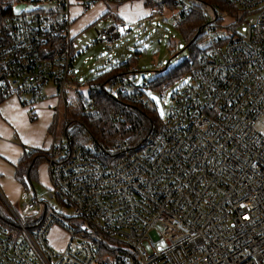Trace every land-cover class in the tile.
Here are the masks:
<instances>
[{"label": "built area", "instance_id": "built-area-1", "mask_svg": "<svg viewBox=\"0 0 264 264\" xmlns=\"http://www.w3.org/2000/svg\"><path fill=\"white\" fill-rule=\"evenodd\" d=\"M128 1L0 0V95L29 107L36 122L35 105L53 84L54 120L63 107L66 123L74 102L66 88L86 81L74 70L71 7ZM152 1L150 15L136 21L141 27L168 17L167 5ZM228 1L242 13V32L214 34L206 25L201 64L139 144L117 139L69 151L65 135L53 134L49 185L23 204L42 222L32 233L16 213V230L0 222V264H264V0ZM21 4L29 10L16 13ZM190 9L180 0L168 10L174 27ZM105 20L100 43L115 51L133 23ZM144 88L123 77L114 95ZM56 225L69 236L62 250L48 244Z\"/></svg>", "mask_w": 264, "mask_h": 264}, {"label": "trees", "instance_id": "trees-1", "mask_svg": "<svg viewBox=\"0 0 264 264\" xmlns=\"http://www.w3.org/2000/svg\"><path fill=\"white\" fill-rule=\"evenodd\" d=\"M130 1H142L146 8L153 7L156 4L152 0ZM160 1L167 5L170 12H175L178 9L180 0ZM183 1L191 9L188 13H185V11L182 13L183 23L177 28L186 41L185 48L191 50V60H185L177 67L162 72L151 81H145L142 83L145 88L132 94L116 96L114 95V89L121 78L128 76L131 78L137 71L138 59L134 56L113 64L109 69L86 79L84 83H76V86H71L70 91L73 94L74 102L66 107V123L62 119L61 129V134L65 135L68 141L69 151L78 147L84 148L100 143L110 144L117 139L125 140L130 146L139 144L161 120L156 102L155 105H148L142 102L141 98L143 96L149 97L148 93L150 91L165 92L171 86L189 76L193 69L201 64V58L208 49V35L206 33L208 23L212 24L211 31L214 34L219 30L236 32V29L239 28L242 13L228 0ZM208 8L219 9L222 14L216 20L210 21L207 14ZM224 16L232 22L230 21V24L227 25H224L223 22L217 24ZM102 18H113L116 22L122 20L119 16H113L110 10ZM173 49L175 48L173 47ZM132 69L135 70L132 71ZM6 99L8 98L0 95V105ZM89 104H93L92 111L86 112V107ZM114 115L120 116V120L117 121ZM57 125L58 122L54 120L49 128V133H56ZM23 149L22 157L18 164L14 166V177L23 189L29 190L30 187H33L34 182L39 181V168L47 163L48 150L25 147ZM37 215V213H34L21 217L17 214L21 223L31 233L42 222V216L38 222H35ZM0 222L5 227H11L14 230L19 226L14 216L1 205Z\"/></svg>", "mask_w": 264, "mask_h": 264}, {"label": "rangeland", "instance_id": "rangeland-1", "mask_svg": "<svg viewBox=\"0 0 264 264\" xmlns=\"http://www.w3.org/2000/svg\"><path fill=\"white\" fill-rule=\"evenodd\" d=\"M107 6L110 7L113 16H118L119 14L131 20L133 23V31L118 42L115 51L106 50L100 43V37L102 30L109 26L110 20L100 18L102 12L101 4L92 8L85 20V22H87L86 26L81 28L83 25L76 26V24L72 31L76 36L74 40V49L77 55L74 70L80 79L86 80L97 73H101L105 69H109L115 62H121L128 56H134L138 59V69L132 77L135 81L144 83L145 81H151L162 72L177 67L185 60H191V50L185 48L186 41L181 31L173 26L171 20L172 15H170L171 13L168 10H163L162 12L164 16L168 17L164 19H154L151 24L146 23V20H144V25L141 27L137 22H133L135 20L129 19V15L131 18H137L144 17L147 14L148 9L143 6L141 1H128L121 6L115 4H107ZM29 8L30 7H27L26 4H21L16 8V13H22L23 11L29 10ZM17 9L20 11L17 12ZM207 10L210 21L213 19L216 20L222 13L219 9L213 10L208 8ZM78 20L81 21V18H78ZM230 21L229 18L224 16L217 24L223 22L224 25H227ZM239 32H242V27L239 28ZM173 47L175 49H173ZM89 57H92L93 60L86 62V59ZM189 79L190 77L186 76L182 81L177 82L165 92L150 91L148 93L149 98L156 102L158 113L161 115V112H163L161 118L166 117L170 113L173 106L174 94L183 84L188 83ZM44 93L47 98L43 102V106L53 105L54 101L48 100L58 96L57 93H54V85L49 84L45 88ZM66 93L70 98L73 97L70 87L66 88ZM153 97L156 99H153ZM63 103L64 101L62 100V104ZM25 108L28 109V107ZM63 113L64 109L62 107L56 132L58 137L62 136ZM49 114L51 115L52 112L48 111L44 118L41 117L40 121L49 119ZM29 132L30 130L28 128H24V131L18 133V141H20L25 148H30L23 143V138L26 137ZM45 140L52 142L53 134L46 131ZM10 171V168L7 166L0 171V205L10 212L11 215L16 213L24 217L26 215L23 211L24 202L34 199L35 196L40 197L46 192L47 187L45 185L48 183L47 171L44 167L41 168V179L34 182L33 187H30L29 190L18 186V182L16 183L15 180L11 178ZM64 211L67 212L69 217L73 215L72 211L69 209H64ZM59 228L61 230H59ZM61 231L62 228L56 225L51 229L48 235V244L57 250H62L59 246L67 242V236L64 234L65 232L63 233ZM53 236L56 238V244L51 242V237ZM164 245L165 242L163 240L157 242V246L159 247Z\"/></svg>", "mask_w": 264, "mask_h": 264}, {"label": "crops", "instance_id": "crops-1", "mask_svg": "<svg viewBox=\"0 0 264 264\" xmlns=\"http://www.w3.org/2000/svg\"><path fill=\"white\" fill-rule=\"evenodd\" d=\"M98 4H101L102 6V12L100 15V18H102L103 15L110 10V7L107 6V4H110V3H98ZM98 4L93 5L89 9L83 8L80 5H73L71 7V19H72L71 33H72L73 42L76 37L74 35L75 33L73 34L72 32L74 26L76 24H77L76 26L83 25L81 28L86 26L87 22H85V20L88 17L89 12L92 10V8H94ZM118 6H121V5H118ZM143 6L145 7L144 3H143ZM147 9H148V12L144 17L131 18V16L129 15V19H133L135 20L133 22H136L140 19L148 17L151 13V9L150 8H147ZM118 16L125 21L132 22L131 20H128L124 16H121L119 14ZM78 18H81V21H79ZM45 99L42 101H39L35 105L36 112L39 115V120L36 121L35 123H32L30 119L29 108L28 109L25 108L26 106L22 105L15 97L6 99L0 105V171H2V168H5L6 166L9 167L11 170L10 171L11 178L14 180H15L14 166L18 164L24 152L23 144L20 143V141H18V133H20V131H24V128H28L30 130V132L26 135V137L23 138V143H25V140L29 141L28 143H25V145H28V147L30 148L49 150V148L52 146L53 140L52 142L50 141L48 142V140H45V132L46 131L48 132L49 128L54 123L55 118L53 114V111H54L53 106L54 104H56L57 98L55 97V98H51V100H48L52 102L54 101V104L50 106H43L44 104L43 102L45 101ZM48 111L52 112L51 115L49 114V119H43L40 121L41 117L44 118L45 114L48 113ZM13 161H15V163H13ZM42 167H44L45 170L47 171L48 183L45 186L48 187L49 173H48L47 163L43 164L39 168V180L41 179V172H42L41 168ZM15 182L17 183L16 180ZM18 186H21V185H19L18 183ZM59 230L61 229L59 228ZM61 232L64 233L65 231L62 229ZM64 234L65 236H67L66 238L67 242H65L64 245L59 246L61 249L66 248L68 240H69L68 234L66 232ZM55 241H56V238L54 236L51 237V242L53 244H56Z\"/></svg>", "mask_w": 264, "mask_h": 264}, {"label": "snow or ice", "instance_id": "snow-or-ice-1", "mask_svg": "<svg viewBox=\"0 0 264 264\" xmlns=\"http://www.w3.org/2000/svg\"><path fill=\"white\" fill-rule=\"evenodd\" d=\"M20 10L17 9V12H19ZM153 99H156L155 97H153ZM161 115H163V112H161ZM29 141L25 140V143H28ZM13 163H15V161H13Z\"/></svg>", "mask_w": 264, "mask_h": 264}]
</instances>
